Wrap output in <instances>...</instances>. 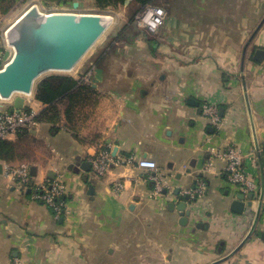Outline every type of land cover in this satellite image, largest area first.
<instances>
[{"label": "crops", "instance_id": "0c3cea01", "mask_svg": "<svg viewBox=\"0 0 264 264\" xmlns=\"http://www.w3.org/2000/svg\"><path fill=\"white\" fill-rule=\"evenodd\" d=\"M159 2L168 12L157 34L124 17L91 58L40 77L26 96L25 106L41 113L47 105L37 89L48 77L71 76L92 86L58 100L37 128L11 139L24 151L13 163L35 167V183L65 179L69 213L57 218L2 170L0 264H211L250 232L264 185V56L255 59L264 50V25L244 70L242 57L264 17V0ZM109 48L115 51L104 57ZM207 102L218 106L220 126L204 115ZM12 106L13 98L0 100V108ZM228 145L255 154L256 161H246L259 192L242 214L231 209L241 191L228 180L226 160L213 151ZM103 146L117 159L155 160L168 194L157 192L155 173L136 161L113 165L102 177L83 169ZM199 181L206 189L182 224L181 212L170 208L177 201L173 192H188ZM119 183L124 187L117 191ZM263 233L264 212L249 241L219 264H264Z\"/></svg>", "mask_w": 264, "mask_h": 264}, {"label": "water", "instance_id": "95a60500", "mask_svg": "<svg viewBox=\"0 0 264 264\" xmlns=\"http://www.w3.org/2000/svg\"><path fill=\"white\" fill-rule=\"evenodd\" d=\"M79 2H74V7H78ZM41 12L36 6L27 10L14 24L17 31V41L14 44V52L5 51V59H10L4 69L0 70V98L9 100L13 98L11 111L21 110L25 106L26 96L31 95L35 82L42 76L51 72H69L73 70L82 58L101 38L107 27L99 25V19L103 16L96 14L77 15L75 13H50L40 16ZM264 25V17L251 34L247 41L242 57V69L244 70L247 51L252 41ZM264 50L256 51L255 59L261 60ZM245 90L247 89L244 84ZM23 96H15L16 94ZM189 103L198 104L193 99ZM223 111V109L221 110ZM222 114V113H221ZM257 149L259 144L256 142ZM115 154V153H114ZM259 158L262 160L259 152ZM87 163V162H86ZM82 168L90 170L89 167ZM2 164H0V173ZM33 177L37 175L35 167H31ZM264 184V171H263ZM155 184V181H152ZM92 187L90 193L93 194ZM30 192V191H28ZM163 194H168V189H163ZM177 198L176 202H170L172 210H178L182 214V224H188L190 218L196 213L198 197H192L189 192L182 193L181 188H176L173 192ZM249 201L246 202L245 193H239L232 201L231 209L233 212L242 214L245 209L253 208L255 194L250 193ZM264 212V185L261 192L260 201L256 210V216L252 228L244 240L229 255L211 264H219L231 258L237 253L252 237L260 222ZM264 239V233L262 234Z\"/></svg>", "mask_w": 264, "mask_h": 264}, {"label": "built area", "instance_id": "2783aa9c", "mask_svg": "<svg viewBox=\"0 0 264 264\" xmlns=\"http://www.w3.org/2000/svg\"><path fill=\"white\" fill-rule=\"evenodd\" d=\"M167 13L165 9L157 2L148 4L137 15L136 21L140 26L145 27L149 32L157 34L166 23ZM15 24V23H14ZM12 25V27L14 26ZM10 27L4 34L7 43L6 49H0V70L4 69L10 59H5V51L14 52V47L9 43V36L12 31ZM91 72L82 77L84 83L90 82ZM0 100H2L0 98ZM203 113L214 126H220L221 116L219 108L216 104L205 103L203 105ZM40 113L34 109L24 106L21 110H7L0 108V140H11L19 136L21 133L31 131L40 124ZM213 151L227 162L225 172L228 180L238 186L241 192L245 194L259 192V186L247 168V159H255V154L247 155L236 145H228L221 151L213 149ZM264 158V150H263ZM137 162L141 168H145L155 173L152 175L156 184L157 192H161L164 185V178L158 174L159 165L155 160L138 159L134 155L127 156L125 159H117L110 146H103L92 158L90 164L92 172L97 177H102L108 173L113 165H121L122 163L132 164ZM2 170L5 175L10 176L14 182L19 183L25 190H30L32 198L42 202L50 208L54 216L60 218L69 213V207L66 200L67 184L62 176L43 183H35L31 174V167L25 163L15 164L13 162H3ZM123 184L116 185V190L123 189ZM206 189L204 181H199L196 186L188 192L192 197L201 196ZM12 264H21L19 259H15Z\"/></svg>", "mask_w": 264, "mask_h": 264}, {"label": "rangeland", "instance_id": "374dc122", "mask_svg": "<svg viewBox=\"0 0 264 264\" xmlns=\"http://www.w3.org/2000/svg\"><path fill=\"white\" fill-rule=\"evenodd\" d=\"M132 1L129 0L128 3ZM74 2H79L78 7H74ZM135 1H133L129 6L124 4H118L116 6L101 7L95 0H0V49H6L7 43L4 39L5 32L12 27V25L31 7L36 6L43 15L50 13H75L77 15L83 14H96L101 16H110L112 18V23L107 27L106 31L103 33L101 38L96 42V44L90 49V51L82 58V60L77 64V66L86 59L91 58L92 53L101 42L114 30L116 23L122 20L124 17L127 20H136L137 12L134 15ZM160 3V4H159ZM158 4L162 6L165 11H167L166 4L164 2H159ZM168 12V11H167ZM137 22V21H136ZM153 35V34H152ZM123 39L116 40L119 44ZM117 44V45H119ZM113 45V46H117ZM12 46V45H11ZM114 48H109L105 53L104 57L111 55L114 52ZM61 73V72H51ZM15 96H23L22 94H16ZM20 156H23L24 151L19 148ZM13 162V161H12Z\"/></svg>", "mask_w": 264, "mask_h": 264}, {"label": "trees", "instance_id": "16d2710c", "mask_svg": "<svg viewBox=\"0 0 264 264\" xmlns=\"http://www.w3.org/2000/svg\"><path fill=\"white\" fill-rule=\"evenodd\" d=\"M8 1V0H1ZM99 6L105 8L108 6H116L118 4H128V6L135 1L134 6V15L141 11L148 4L156 3L157 0H132L128 3L129 0H95ZM134 20V19H132ZM91 85H79V82L71 77L66 75H53L42 81L38 85L37 89V99L43 104L47 105V108L43 110L39 115V120L42 121L44 114L53 108L56 102L62 98L74 97L79 94L81 90L90 89ZM26 133V132H24ZM30 133V131H27ZM21 133L19 136H22ZM20 157L19 154V145L16 141L12 140H0V160L5 162H12L17 160Z\"/></svg>", "mask_w": 264, "mask_h": 264}, {"label": "bare ground", "instance_id": "6f19581e", "mask_svg": "<svg viewBox=\"0 0 264 264\" xmlns=\"http://www.w3.org/2000/svg\"><path fill=\"white\" fill-rule=\"evenodd\" d=\"M57 13V12H56ZM40 16H44L43 13ZM110 16H103L99 19V25L103 28L108 27L112 23V18ZM17 31H15L14 26L12 27V31L9 36L10 45L14 46L17 41Z\"/></svg>", "mask_w": 264, "mask_h": 264}]
</instances>
